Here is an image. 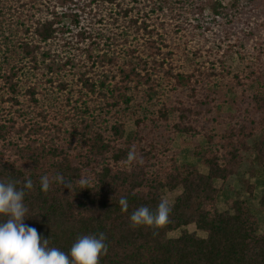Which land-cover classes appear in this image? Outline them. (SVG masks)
I'll list each match as a JSON object with an SVG mask.
<instances>
[{
    "label": "trees",
    "instance_id": "trees-1",
    "mask_svg": "<svg viewBox=\"0 0 264 264\" xmlns=\"http://www.w3.org/2000/svg\"><path fill=\"white\" fill-rule=\"evenodd\" d=\"M252 85L253 112L212 138L215 90L228 86L235 104ZM249 111L264 123V0H0V181L25 191L24 223L50 248L104 233L99 264H264L259 220L227 182L255 133ZM159 128L207 133L193 151L207 171L159 147ZM256 149L259 184L264 130ZM178 186L168 224L132 227L135 210L154 212Z\"/></svg>",
    "mask_w": 264,
    "mask_h": 264
},
{
    "label": "clouds",
    "instance_id": "clouds-1",
    "mask_svg": "<svg viewBox=\"0 0 264 264\" xmlns=\"http://www.w3.org/2000/svg\"><path fill=\"white\" fill-rule=\"evenodd\" d=\"M137 160L135 151H129L126 161L131 165ZM57 181L71 189L70 182L63 176H57ZM86 188V180L78 181ZM17 182L0 181V216L7 217L0 221V264H99L100 257L107 254L106 236L100 233L84 235L76 240L69 252L49 247V239L44 238L38 230L24 223L28 209L24 204L25 191L18 190ZM42 191L47 193L50 180L47 175L40 178ZM24 188L32 189L33 181L27 179ZM119 206L122 212L128 211L126 197H120ZM172 206L167 199H161L153 212L146 206H141L130 216L132 227L147 226L154 229L164 227L170 222Z\"/></svg>",
    "mask_w": 264,
    "mask_h": 264
},
{
    "label": "rangeland",
    "instance_id": "rangeland-1",
    "mask_svg": "<svg viewBox=\"0 0 264 264\" xmlns=\"http://www.w3.org/2000/svg\"><path fill=\"white\" fill-rule=\"evenodd\" d=\"M229 0H222L223 3H227ZM68 22V20H66ZM221 86V83H219ZM218 87L215 90V102L216 105L219 104L221 106L220 109L216 108V111L213 114V119H215L211 127H213L212 138L217 137L219 134L223 133L224 129L232 128L237 125L240 116L244 114V106L246 105L250 110L251 105L253 104L251 96L255 93V85H252L247 90L248 102L239 101L235 104L229 102L230 92L227 90L228 86L223 88ZM221 88V89H220ZM236 91V90H234ZM240 107V108H239ZM253 112V109L250 110ZM249 114L247 117H253L256 121L255 123V133L248 140V149L247 151H243V160L237 167V171L228 179V185L231 189L230 198H240L247 199L249 205L251 206L253 212L256 214L259 223V231L264 232V206L261 205V198L264 195V183H259L257 179L260 176V166L256 160H254V155L256 154V145L258 140L263 135L264 123L262 122V118L260 117V113L257 115ZM260 115V116H259ZM126 131H131L135 129V122L132 119H128L126 124ZM210 132V130H209ZM154 135L158 138L159 147L168 146L169 149H166L165 152L170 154L174 153L178 158L186 157L189 161L197 163L199 169L202 172H206L207 168L198 163L195 156H193L194 148L197 145H207L208 134L202 132L199 135H190L185 133H176L172 137H167L163 134L162 129L159 128L155 131ZM167 139V140H166ZM170 150V151H168ZM217 184H220V181H217ZM226 184V183H225ZM251 185H255L256 187L253 191H249ZM182 191V186H178L174 190H163V198L167 199L170 203L174 201L175 197ZM218 208L220 210L228 209V205L226 204L225 197H221L218 202ZM190 231H196L199 235H206L205 232L196 230L194 224H190L187 226ZM180 234V230L169 232V236H178Z\"/></svg>",
    "mask_w": 264,
    "mask_h": 264
}]
</instances>
